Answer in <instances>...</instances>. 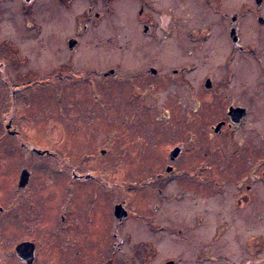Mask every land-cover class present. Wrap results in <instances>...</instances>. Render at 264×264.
Returning <instances> with one entry per match:
<instances>
[{"label":"rangeland","instance_id":"1","mask_svg":"<svg viewBox=\"0 0 264 264\" xmlns=\"http://www.w3.org/2000/svg\"><path fill=\"white\" fill-rule=\"evenodd\" d=\"M89 1L36 0L26 10L12 2L0 6V232L7 234L0 250L8 253L4 256L0 252V256L11 259L14 246L21 239L33 242L38 249L42 245L40 252L48 264L49 261L54 264L67 261L69 264L105 261L107 264H164L178 258L182 259L181 264H195L193 245L201 238L193 224L200 210L211 207L210 194L201 197L193 193L197 187L191 177H178L174 182L168 180L167 184L165 169L169 164L168 150L181 142L187 144L184 145L187 158H180L174 167L194 170L198 165L190 153L187 133L184 137L176 135L172 128L178 133L181 127L176 121L180 116L185 118L186 132L206 129L212 118L210 106L204 105L201 109L199 106V116L192 118L191 97L209 96L199 90L194 96L186 90L158 84V76L148 75L154 85L151 89L134 88L131 77H115L107 79L102 90L104 100L99 101V95L96 96V103L102 104L93 105L88 94L96 89L90 86L65 87L68 77H57L53 83H47L69 56L75 61L76 72L88 67L90 70L116 67L119 69L116 73L127 76L145 58L141 55L143 51L132 53V50H145L158 57L153 64L155 68L160 72L166 70L164 41L158 25L153 40L143 37L133 19L137 8L127 14L121 10L124 2L120 0L109 2L110 7L103 3L105 0H92L91 5L95 3V6L88 13ZM159 1L155 3L158 9L153 11L155 18L170 5L169 1ZM93 13H99L100 19H93ZM193 24L188 23L186 28ZM70 36L80 41L77 52L72 55L64 44ZM132 55L138 58H130ZM20 58L24 60L22 63ZM202 75L195 71L190 79L198 81ZM21 79L32 82L40 79L42 83L29 86ZM21 85L27 87L20 88ZM60 89L64 99L57 98ZM133 95L146 97V101L136 100L138 103L128 111L136 120L128 125L125 117L112 110L119 99L126 102ZM177 101L183 105L181 115L175 114ZM121 107L130 106L118 105ZM170 108L172 119L168 130L163 116ZM9 120L10 131H16L17 136L7 133L5 125ZM258 122L248 120L250 126L257 128ZM120 127L132 131L110 135L115 132L111 129ZM89 129L94 130L88 133ZM206 135L191 136L194 145H209ZM24 169L31 175L26 187L19 189L17 183ZM182 188V204L169 205L164 200V194L180 192ZM121 202L129 216L118 229L112 212ZM149 214V223L140 217ZM238 222L241 226L235 228L234 238L239 233L240 239H264L262 220L252 224ZM171 223L172 229H182L181 224L186 228L180 235L160 229ZM101 227L103 233L99 232ZM117 231L123 237L130 235V240L112 245L116 239L111 235ZM97 241L102 245L97 246ZM148 257L150 260L146 263ZM260 257L264 259V248L257 256ZM11 261L14 263L13 258Z\"/></svg>","mask_w":264,"mask_h":264},{"label":"flooded vegetation","instance_id":"2","mask_svg":"<svg viewBox=\"0 0 264 264\" xmlns=\"http://www.w3.org/2000/svg\"><path fill=\"white\" fill-rule=\"evenodd\" d=\"M35 1L0 0V6L2 3L12 2L17 3L19 7L26 10L27 6L34 4ZM91 1H89L88 13L95 6V3L91 5ZM115 1L117 0H105L103 3L109 6V2L114 3ZM164 1H169L170 5L166 8L164 6L165 9H163L166 12L158 13L159 17L155 18L153 11L155 12L158 9L155 3L160 2L159 0H120V2H124L121 10L127 12V14L128 11L132 12L134 8H137L133 19L139 26L141 36L153 40L157 35L155 32L157 25L159 30L162 31L165 49L163 62L166 68L165 71L160 72L154 67L153 64L158 57L145 50H132V53L143 51L144 53L141 55L145 58L141 60L140 66L135 67L131 75L126 76L125 74L116 73V71H119L116 67L107 70H98L99 68L90 70L88 67V69L83 68L84 70L76 72L75 61L72 56H69L66 64L61 65V68L57 67L53 72L52 80L49 82L46 80V82L53 83L57 77L61 79L68 77L69 82L65 87L76 88L75 85H78L85 88V86H90L91 89H96V91L94 90L95 93L92 90L88 94L90 95L88 99L91 98V104L93 105L102 104L96 102L105 98L102 90L106 88L107 79L115 77L120 79L131 77L134 88L151 89L154 85L149 81L148 75L158 76L160 78L158 84L186 90L194 96L199 94V91L201 94H207L208 98L205 96L199 97V95L191 97L196 108L191 107L189 104L193 112H191L192 118L197 114L199 116L202 106H210L212 118L206 129H201L200 132L190 129L186 132L185 118L183 119L180 116L176 121L178 126L181 127L177 129L178 133L172 126L176 135L184 137L187 133V137H189L187 138L188 145L191 144L189 146L190 153L194 154L192 157L196 158L198 165L194 170H187L183 165H181L182 170L176 169L174 163L180 158H187L188 152L184 146L187 144L181 142L177 146H172L167 154L169 164L166 165L165 169L166 183L168 180L174 182L178 177H187L188 179L191 177L197 182H195L197 191L193 193L201 195V197L210 194L211 207L205 211L200 210L193 224V227L198 229L199 239L201 238L199 243L193 245L195 264H250L251 262L264 264V259L257 258L262 248H264L263 238L247 240L245 237L240 239L237 232V238H234L235 233L233 234L235 228L241 226L238 220L250 224L262 220L264 223V0ZM168 10L169 14H167ZM170 11H172V14ZM181 11L184 13L179 16ZM92 16L95 20L100 19L99 13H93ZM188 23L194 24L187 29L186 25ZM70 40L76 41L72 49H69L68 46ZM64 44L67 46L69 54L72 55L73 52H77L80 41L78 38L75 39L70 36L65 39ZM17 50L20 53L19 49ZM129 56L124 55L126 58ZM130 58L135 59L138 57L132 55ZM20 59V63H22L24 60ZM14 64L19 65L15 61ZM195 71L203 73L198 81L190 79V74ZM98 78L99 80H97ZM21 82L29 86L31 84L36 86L41 84L42 80L38 79L37 82H32L31 79L26 81L21 79ZM195 82L198 85H194ZM27 85H21L20 88H25ZM63 93L60 89L57 98L64 99ZM135 93L144 95L139 92ZM147 94L150 95L151 93L147 92ZM98 95L97 100L96 96ZM135 95L126 102L121 99H119L120 102L118 101L119 106L123 104L130 107L118 108L117 105L112 110L113 113H119L121 117H125V122L128 125L136 120L132 113H128L138 103L136 100L141 98L140 103L146 101V97L139 95V97H134ZM107 98L109 97H107L106 92ZM199 106L200 109L197 112ZM182 108L183 105L177 101L175 103V114L181 115ZM253 110L255 114L252 113ZM184 116H187V113ZM163 118L168 130H170L171 108L164 111ZM249 118L253 121H259L258 128L250 126L248 123ZM11 127L12 124L9 120V123L5 125V129L8 134L17 136L16 131H10ZM94 129H89L87 132L92 133ZM111 131V133L109 132L110 135H118V132L121 135L132 130L120 127L113 128ZM202 132L207 134L206 143H209V145H194L191 136H196L197 133L203 135ZM174 151H176V154L172 157L171 153ZM104 153L105 151L102 150L101 154ZM37 154H39L38 151ZM183 191L184 189L180 192L178 190L177 192H168V194H164V200L169 205L170 203L173 205L182 204L184 200ZM119 204L124 208L123 202ZM125 211L126 216L122 219L116 218L112 212L114 219L117 221L116 228L118 229L122 228L124 222L128 219V211L126 209ZM140 217L148 219L147 223L150 222V214L147 216L140 215ZM235 218H238V220ZM102 228L99 229L100 233L104 232ZM180 228L183 229L186 226L181 224ZM160 229L172 231L179 235L182 231V229H172V223L170 226H161ZM248 230L247 228L246 231ZM6 237L7 234L0 232L1 249H3V244L6 243L4 241ZM99 237L101 236L99 235ZM111 238L116 239V242L112 245L117 246L121 245L124 240H130L131 236L126 235L123 237L121 232L117 231L111 235ZM19 240L20 242L14 246V255L11 257V259H14V263H11V259L7 256H0V264H48L44 261V255L40 252L42 245L38 249V246L31 241ZM28 242L34 245L33 258L30 263L25 259H21L17 253L18 246ZM100 244L102 245V243L96 242L97 246H100ZM0 252L4 256L8 254L1 250ZM149 260L148 257L146 263ZM181 262L182 259L178 258L177 260H168L164 264H181ZM49 264L54 263L49 261ZM66 264H69V261ZM97 264H107V262Z\"/></svg>","mask_w":264,"mask_h":264},{"label":"water","instance_id":"3","mask_svg":"<svg viewBox=\"0 0 264 264\" xmlns=\"http://www.w3.org/2000/svg\"><path fill=\"white\" fill-rule=\"evenodd\" d=\"M76 44L75 40H70L69 41V49H72ZM176 154V151L171 153V156L173 157ZM30 177V173L27 170L21 171V174L19 176V182H18V187L24 188L26 184L28 183ZM113 214L116 218L122 219L126 216V211L123 208L121 204H117L114 206L113 209ZM33 250H34V245L32 243H22L20 246L17 248V253L21 259L27 260L28 263L32 261L33 258Z\"/></svg>","mask_w":264,"mask_h":264}]
</instances>
